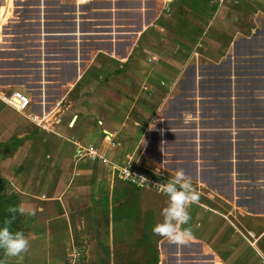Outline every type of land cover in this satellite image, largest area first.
Listing matches in <instances>:
<instances>
[{"label": "crops", "instance_id": "1", "mask_svg": "<svg viewBox=\"0 0 264 264\" xmlns=\"http://www.w3.org/2000/svg\"><path fill=\"white\" fill-rule=\"evenodd\" d=\"M94 16L108 40L70 66L90 63L73 86L85 83L77 118H51L60 104L55 82L31 87L24 111L0 90V179L19 196L29 240L16 257L2 252L0 264H66L71 245L85 250L84 264H121L112 230L96 225L91 211L120 184L118 171L129 162L153 175L182 169L199 192L189 207L188 238L215 252L227 242L232 254L237 238H230L239 234L223 218V194L233 203L237 195L227 190L253 185L247 141L264 138V131L238 127L251 122L244 113L254 93L264 92V0H93L86 20ZM36 73L25 74L29 82ZM43 101L50 107L44 111ZM238 138L246 141L237 144ZM89 151L98 159L92 162ZM215 186L224 187L216 193ZM219 231L228 241H217ZM242 240L253 252L251 241ZM184 252L189 264H201L195 251ZM222 257L225 264L256 263Z\"/></svg>", "mask_w": 264, "mask_h": 264}, {"label": "rangeland", "instance_id": "2", "mask_svg": "<svg viewBox=\"0 0 264 264\" xmlns=\"http://www.w3.org/2000/svg\"><path fill=\"white\" fill-rule=\"evenodd\" d=\"M92 1L0 0V90L20 110L24 111V106L29 108L32 104L31 94L28 95L27 91H30L31 87H37L39 82L47 81L57 83L60 91L56 98V102H60V104L55 115L51 118L66 116L69 117L68 122H70L71 118L73 120L77 118V114H82L80 108L82 102L80 101H84L86 94L82 91L85 83L83 81V85L77 90L73 86L79 81L90 63L84 62L83 65L79 64L72 68L70 66L91 54L95 50L93 47L99 41L108 40L107 32H103L100 27L99 18L94 16L86 20L88 5ZM88 30L91 31V34ZM70 39H74V42L71 43ZM116 40L118 39L116 38ZM55 46L58 56L53 52ZM31 70L38 71L33 82H29L25 75ZM22 87L28 89H22ZM33 93H35L34 90ZM260 93L264 92L254 93L252 105L244 113L247 114L248 120L251 119V122L238 126L239 129L244 130L246 127L250 128L256 135L264 131V96L262 97ZM76 95L80 99L78 102H76ZM45 104L46 101H43L42 111L50 108ZM30 116L40 120L46 114ZM45 124L47 125L48 122ZM245 125L247 126L245 127ZM244 141L246 140L238 138L237 144ZM207 142H211V140H203V143ZM247 143V152H252L254 158V160L248 159L249 162L251 160L254 162H250L253 167L248 171L250 176L253 175V185L247 189L239 187L240 189L236 191L227 190L228 194L234 192L237 195H235L237 198H234L233 203L230 201V196L222 193L224 198L221 210L223 218L226 217V222L231 224L226 223L229 228L239 234H234L230 238L231 240L237 238L236 251L229 250L232 254H226L228 249L224 244L227 242H222L218 251H209L208 247L197 246L195 241L190 238H187L185 243V246L189 244L188 247L183 245L185 249H182L181 246L178 250L177 248L173 250L168 246V243L171 242L154 235L152 227L156 223L162 222L161 211L167 206V198L151 185L167 180L171 176L167 174L153 175L129 162L123 170L118 171L116 178L120 184L109 193L108 197L99 201L91 211L96 225L99 224L103 231L105 228L107 233V228L112 230V240L121 248L122 257L119 258L121 264H148L149 260L150 264H189L191 256L184 252L187 248L199 255L201 264H225L226 261L221 258L224 256L225 260H228L229 255H232L235 261L249 257L250 262L253 260L256 263L264 264V250L262 251L264 244V194L261 193V188L264 190V182H261L264 177V138L257 135L256 138L248 139ZM245 152L242 153L244 156L247 154ZM136 173L140 174V177H145L148 185L143 183L139 176L135 175ZM223 187L215 186L212 190L217 193ZM195 189L196 191L198 189L196 185ZM16 205H19V196L12 187L7 186L6 182L0 179V226H2L4 218L11 215L7 212V208ZM21 222V214L17 213L16 219L10 225V230L13 232L23 231ZM140 237L141 239H139ZM217 238L219 242L226 239L221 231L218 232ZM247 238L251 242H247L248 240H245ZM242 239L252 247L253 252L247 251L248 248L243 247V244L240 243L243 241ZM213 241L214 239H211V242ZM2 252L3 250H0V254ZM115 253L118 257V252Z\"/></svg>", "mask_w": 264, "mask_h": 264}, {"label": "clouds", "instance_id": "3", "mask_svg": "<svg viewBox=\"0 0 264 264\" xmlns=\"http://www.w3.org/2000/svg\"><path fill=\"white\" fill-rule=\"evenodd\" d=\"M190 119L189 114H184L185 124L189 123ZM139 178L146 183L145 177ZM151 186L167 198V206L161 211L163 220L152 227L153 234L177 246H183L191 234L190 228L185 227L191 219L189 207L198 203L199 193L191 178L186 176L182 169L176 170L174 176L167 180L155 182ZM7 212L11 215L5 217L0 226V250H3L7 257H16L28 250L29 240L22 231H11L10 225L16 219L17 213L25 214V209L20 205L9 206Z\"/></svg>", "mask_w": 264, "mask_h": 264}, {"label": "built area", "instance_id": "4", "mask_svg": "<svg viewBox=\"0 0 264 264\" xmlns=\"http://www.w3.org/2000/svg\"><path fill=\"white\" fill-rule=\"evenodd\" d=\"M208 2H213L215 4L221 5L226 2H232L233 4H238L240 0H205ZM88 158L92 161L97 160V154L89 151ZM136 176L140 177V174L136 173ZM66 264H84L86 259V252L84 249H80L76 246L71 245L68 249L67 256H66Z\"/></svg>", "mask_w": 264, "mask_h": 264}]
</instances>
